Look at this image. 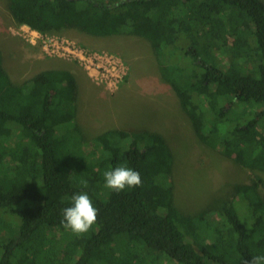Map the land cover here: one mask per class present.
<instances>
[{
  "label": "trees",
  "instance_id": "16d2710c",
  "mask_svg": "<svg viewBox=\"0 0 264 264\" xmlns=\"http://www.w3.org/2000/svg\"><path fill=\"white\" fill-rule=\"evenodd\" d=\"M13 24L148 42L194 135L242 168L264 171V0H6ZM0 50V264H245L264 256V194L254 177L214 208L173 202L162 133L109 128L87 140L76 78L40 70L15 83ZM124 166L141 185L116 192ZM82 181H87L83 187ZM86 192L96 222L76 235L62 210ZM243 205V208H241Z\"/></svg>",
  "mask_w": 264,
  "mask_h": 264
},
{
  "label": "rangeland",
  "instance_id": "374dc122",
  "mask_svg": "<svg viewBox=\"0 0 264 264\" xmlns=\"http://www.w3.org/2000/svg\"><path fill=\"white\" fill-rule=\"evenodd\" d=\"M19 26L13 24L6 0H0L1 58L13 82L20 83L48 68L73 73L77 83L75 119L87 140L109 128H146L162 133L173 156V202L182 213L214 208L225 195H233L234 184L254 177L261 179L259 189L264 194L263 170L242 168L199 142L144 39L132 35L97 37L75 30L50 33L118 58L124 74L115 89L107 90L96 85L75 60L48 56L37 45L24 41Z\"/></svg>",
  "mask_w": 264,
  "mask_h": 264
},
{
  "label": "built area",
  "instance_id": "2783aa9c",
  "mask_svg": "<svg viewBox=\"0 0 264 264\" xmlns=\"http://www.w3.org/2000/svg\"><path fill=\"white\" fill-rule=\"evenodd\" d=\"M18 29L24 41L37 45L44 54L75 60L96 85L113 90L122 79L123 65L112 54L80 47L66 37L42 33L26 24H21Z\"/></svg>",
  "mask_w": 264,
  "mask_h": 264
},
{
  "label": "clouds",
  "instance_id": "9594fccd",
  "mask_svg": "<svg viewBox=\"0 0 264 264\" xmlns=\"http://www.w3.org/2000/svg\"><path fill=\"white\" fill-rule=\"evenodd\" d=\"M105 187L120 192L125 188L141 185L140 173L124 166L115 167L104 173ZM87 187V181L81 182ZM72 205L62 210L63 226L72 233L80 235L86 233L96 222L98 210L93 206L92 200L86 192L76 193L71 197ZM245 264H264V256H254Z\"/></svg>",
  "mask_w": 264,
  "mask_h": 264
}]
</instances>
